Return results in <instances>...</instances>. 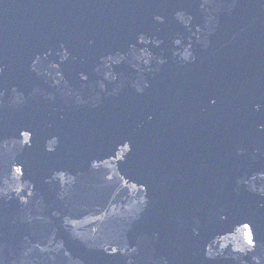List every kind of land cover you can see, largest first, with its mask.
I'll list each match as a JSON object with an SVG mask.
<instances>
[{"label":"water","instance_id":"obj_1","mask_svg":"<svg viewBox=\"0 0 264 264\" xmlns=\"http://www.w3.org/2000/svg\"><path fill=\"white\" fill-rule=\"evenodd\" d=\"M0 264H264V0H0Z\"/></svg>","mask_w":264,"mask_h":264},{"label":"snow or ice","instance_id":"obj_2","mask_svg":"<svg viewBox=\"0 0 264 264\" xmlns=\"http://www.w3.org/2000/svg\"><path fill=\"white\" fill-rule=\"evenodd\" d=\"M245 228V238L249 246L255 247L256 246V240L253 233V230L249 224L244 225Z\"/></svg>","mask_w":264,"mask_h":264}]
</instances>
